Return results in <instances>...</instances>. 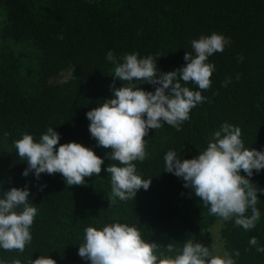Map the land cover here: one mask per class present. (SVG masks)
<instances>
[{"label":"trees","instance_id":"1","mask_svg":"<svg viewBox=\"0 0 264 264\" xmlns=\"http://www.w3.org/2000/svg\"><path fill=\"white\" fill-rule=\"evenodd\" d=\"M211 32L227 43L208 58L215 71L210 87L201 90L206 99L190 110L179 132L167 124L149 130L143 138L147 156L133 162L142 178H151L149 188L109 207L111 177L104 169L118 162L106 156L110 148L97 146L85 115L111 98L110 86L124 83L113 78L105 53L112 50L118 62L126 53L152 55L157 68L169 72L185 65L191 40ZM65 71L69 79L54 81ZM225 122L241 129L246 148L264 150V0H0V191L27 186L37 208L31 242L23 252L0 249V262L31 264L47 254L56 264H89L77 254L84 228L113 221L135 225L166 255L172 254L167 244L178 252L187 239L206 247L220 218L209 215L182 179L163 171V156L169 149L184 159L198 155ZM49 126L59 133L58 144L91 148L103 159L101 172L72 186L59 173L21 175L27 163L13 141L24 133L38 140ZM246 178L258 191L260 219L247 231L229 219L221 236L225 251L239 252L236 264H264V253L248 243L256 237L264 246V169Z\"/></svg>","mask_w":264,"mask_h":264},{"label":"clouds","instance_id":"2","mask_svg":"<svg viewBox=\"0 0 264 264\" xmlns=\"http://www.w3.org/2000/svg\"><path fill=\"white\" fill-rule=\"evenodd\" d=\"M226 43V37L216 32L200 35L190 41L192 51L185 52V65L169 72H161L157 57L152 55L126 53L118 62L112 50L105 53L106 61L114 65L113 78L124 83L120 87L110 86L111 98L104 99L85 115L88 131L97 146L110 148L106 156L118 162L104 169L111 177L109 207L116 199L133 200L138 190L149 188L151 178H142L133 163L143 162L147 156V140L143 138L150 129H159L163 124L177 132L181 130L182 123L190 118V110L206 99L201 90L210 87V76L215 71L208 58L222 52ZM189 82L197 90L190 89ZM228 82L225 80L222 86ZM145 83L155 86L154 91L140 87ZM54 128L47 127L38 140L24 133L13 141L17 156L27 163L21 175L27 177L31 172L38 179L42 173H59L68 186L81 185L85 177L98 175L103 159L78 142L58 144L60 135ZM240 137L238 126L222 123L212 133L206 148L190 159L169 149L163 156V171L182 179L183 186L207 206L209 215L224 221L233 219L235 225L247 231L259 221L260 211L256 207L258 191L246 177H251L253 170L258 173L264 169V150L246 148ZM241 170L246 175H241ZM29 194L27 186L0 191V249L23 252L31 242L30 228L37 208L29 202ZM249 210L250 215H246ZM83 232L77 254L89 264H236L234 257L239 256L238 251L213 254L210 247L191 239L178 252L171 243L167 244L166 252L172 254L166 255L158 252L157 242L143 238L135 225L118 221L99 228L88 226ZM248 243L264 253V246L258 245L256 237H251ZM12 264L21 261L13 260ZM31 264H56V261L42 254L31 259Z\"/></svg>","mask_w":264,"mask_h":264},{"label":"rangeland","instance_id":"3","mask_svg":"<svg viewBox=\"0 0 264 264\" xmlns=\"http://www.w3.org/2000/svg\"><path fill=\"white\" fill-rule=\"evenodd\" d=\"M71 75L70 71H65L62 75L54 81H64L69 79ZM224 220L218 219L213 226L210 228V235L206 241V247H210V251L213 254L221 253L225 251L224 240L221 236V230L224 226Z\"/></svg>","mask_w":264,"mask_h":264}]
</instances>
